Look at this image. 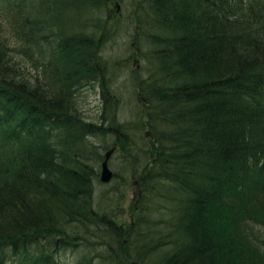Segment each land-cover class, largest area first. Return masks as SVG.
Masks as SVG:
<instances>
[{
	"label": "trees",
	"instance_id": "trees-1",
	"mask_svg": "<svg viewBox=\"0 0 264 264\" xmlns=\"http://www.w3.org/2000/svg\"><path fill=\"white\" fill-rule=\"evenodd\" d=\"M120 1L0 0V264H264V0H134L129 89ZM114 145L133 225L95 202Z\"/></svg>",
	"mask_w": 264,
	"mask_h": 264
},
{
	"label": "rangeland",
	"instance_id": "rangeland-1",
	"mask_svg": "<svg viewBox=\"0 0 264 264\" xmlns=\"http://www.w3.org/2000/svg\"><path fill=\"white\" fill-rule=\"evenodd\" d=\"M116 1V0H114ZM120 1V0H119ZM122 5H120V10L118 13L115 12L113 4L107 7V14L109 19L119 18L120 23V38H118L112 44V53L113 61L116 63L119 60H123L121 66H124L126 69L124 72H119V66L115 65L111 76L114 78V83L117 84L118 87L123 86V81L126 82V86L128 87L129 82H132V76L134 75V69L138 66L140 60L135 58L134 61L130 58L133 56L134 50L130 47L129 37L134 31L135 26H133L132 18L134 12V4L136 5L134 0H121ZM111 22V21H110ZM6 31V28H5ZM6 37L9 39L7 32H5ZM14 39L11 40V46H15ZM133 46V45H132ZM17 57V56H16ZM124 59L126 61H124ZM129 60L132 62L129 64ZM137 61L136 63H134ZM113 64V63H111ZM118 72V75L116 74ZM33 75V74H32ZM129 89V87H128ZM133 92V90H131ZM127 93L129 98L125 99V105L127 113H125V120L131 121L132 119H136V109L134 106V99L137 97L136 92ZM135 94V96H134ZM126 96V93H125ZM77 105L80 111L83 112V116L87 122L98 123L100 117L102 116V100L99 90V85H94L93 87L89 86L76 96ZM120 159L118 154H114L113 158L110 161V169L118 175V178L114 179L108 183L103 184L102 182H98L95 185V202L97 206V210L101 212H105L107 215L112 216V219L116 223L124 224V226L133 225L136 217L146 216L147 213L144 210L145 203L142 200V197H139L138 191H140V184H135L137 182L136 178H131L127 176V173L120 167ZM99 171L101 168L99 167ZM142 190V189H141ZM143 195V191H142ZM149 217V216H148ZM74 255L76 256V252L67 251L61 255H59L60 261L64 264L71 263ZM58 257V256H57Z\"/></svg>",
	"mask_w": 264,
	"mask_h": 264
},
{
	"label": "water",
	"instance_id": "water-1",
	"mask_svg": "<svg viewBox=\"0 0 264 264\" xmlns=\"http://www.w3.org/2000/svg\"><path fill=\"white\" fill-rule=\"evenodd\" d=\"M114 151V149L109 150L105 156H104V160L101 164V175H100V179L102 182L107 183L110 181V179L112 178L113 174L112 172L108 169V159L111 156L112 152ZM137 184V183H135ZM140 191H138L139 194Z\"/></svg>",
	"mask_w": 264,
	"mask_h": 264
},
{
	"label": "bare ground",
	"instance_id": "bare-ground-1",
	"mask_svg": "<svg viewBox=\"0 0 264 264\" xmlns=\"http://www.w3.org/2000/svg\"><path fill=\"white\" fill-rule=\"evenodd\" d=\"M115 7H116V10H117V13H118L119 10H120V5H119L118 3H116V4H115ZM133 46H134V44H133ZM101 107H102V106H101ZM147 136H148V137H151V136H152V135H151V132H147ZM111 149H114V151L112 152L111 156L109 157L107 165H108V169L112 172L113 176H112V178L110 179V181L107 182V183L102 182L101 179H100V182H102L103 184H108V183H110V182L114 179V177H115V173L110 169L109 166H110V161H111V159L113 158V155L116 153L117 146L114 145L113 148H111ZM111 149H110V150H111ZM106 153H107V152H106ZM106 153H105V154H106ZM100 175H101V171H100ZM136 183L139 184L138 181H137ZM140 196L142 197V190H141V189H140V192H139V197H140Z\"/></svg>",
	"mask_w": 264,
	"mask_h": 264
}]
</instances>
